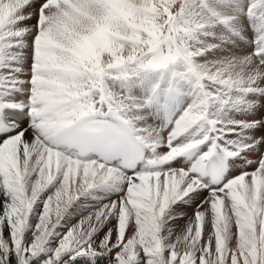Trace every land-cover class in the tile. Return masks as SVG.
<instances>
[{
  "label": "snow or ice",
  "instance_id": "snow-or-ice-1",
  "mask_svg": "<svg viewBox=\"0 0 264 264\" xmlns=\"http://www.w3.org/2000/svg\"><path fill=\"white\" fill-rule=\"evenodd\" d=\"M0 264H264V0H0Z\"/></svg>",
  "mask_w": 264,
  "mask_h": 264
},
{
  "label": "rangeland",
  "instance_id": "rangeland-1",
  "mask_svg": "<svg viewBox=\"0 0 264 264\" xmlns=\"http://www.w3.org/2000/svg\"><path fill=\"white\" fill-rule=\"evenodd\" d=\"M79 217L77 216L74 220H73V223L76 222V220L78 219ZM180 223H183V221H181Z\"/></svg>",
  "mask_w": 264,
  "mask_h": 264
}]
</instances>
